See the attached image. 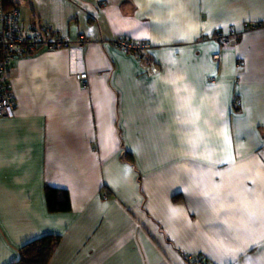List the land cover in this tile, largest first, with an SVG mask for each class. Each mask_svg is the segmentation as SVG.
<instances>
[{"label": "crops", "instance_id": "crops-1", "mask_svg": "<svg viewBox=\"0 0 264 264\" xmlns=\"http://www.w3.org/2000/svg\"><path fill=\"white\" fill-rule=\"evenodd\" d=\"M7 3L72 44L10 65L0 264L48 235L49 264H264V26L244 31L264 24V0ZM116 39L146 42L151 65ZM46 187L72 211L50 214Z\"/></svg>", "mask_w": 264, "mask_h": 264}, {"label": "built area", "instance_id": "built-area-1", "mask_svg": "<svg viewBox=\"0 0 264 264\" xmlns=\"http://www.w3.org/2000/svg\"><path fill=\"white\" fill-rule=\"evenodd\" d=\"M3 4V0H0V119L10 120L15 117L16 110V99L7 79L10 65L19 56L33 54L43 48L48 51L68 49L72 42L56 37L50 27L41 26L35 30L26 31L20 25L21 12L19 8L7 10ZM263 26L264 24L245 23L244 31L249 32ZM216 38L224 47H234L238 43L236 31H231L229 35L218 33ZM79 42L89 45L84 36L79 37ZM111 44L115 49L124 53L138 54L144 68L146 65H151V58L147 55L149 45L146 42L116 39ZM215 58L219 60L220 56L215 55ZM76 79L87 80L88 74L76 75ZM191 264L206 263L201 257H196Z\"/></svg>", "mask_w": 264, "mask_h": 264}, {"label": "trees", "instance_id": "trees-1", "mask_svg": "<svg viewBox=\"0 0 264 264\" xmlns=\"http://www.w3.org/2000/svg\"><path fill=\"white\" fill-rule=\"evenodd\" d=\"M3 2L4 8H6L7 10H11L10 6L8 5L9 3H7L10 2V0H3ZM15 8L18 7H12V9ZM20 25L22 28H24L21 21ZM24 29L26 31H32L35 30V27L29 30L26 28ZM86 41L90 43L88 39H86ZM124 156V160L127 161V163H129L134 169H137V165L133 159L132 154L125 150ZM45 202L50 214H67L72 211L71 196L70 193L65 189L46 187ZM60 239L61 237L55 235H48L37 239L23 246L19 250V258L15 262H12L10 264H49L53 258V255L55 254L57 247L59 246ZM201 258L203 259V257ZM203 261L208 264L205 259H203Z\"/></svg>", "mask_w": 264, "mask_h": 264}, {"label": "rangeland", "instance_id": "rangeland-1", "mask_svg": "<svg viewBox=\"0 0 264 264\" xmlns=\"http://www.w3.org/2000/svg\"><path fill=\"white\" fill-rule=\"evenodd\" d=\"M82 44H84L85 45V43H82ZM128 54V53H127ZM130 54V53H129ZM139 61H140V59H139ZM141 62V61H140ZM141 65H142V62L140 63ZM142 67H143V65H142Z\"/></svg>", "mask_w": 264, "mask_h": 264}]
</instances>
